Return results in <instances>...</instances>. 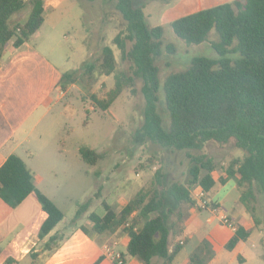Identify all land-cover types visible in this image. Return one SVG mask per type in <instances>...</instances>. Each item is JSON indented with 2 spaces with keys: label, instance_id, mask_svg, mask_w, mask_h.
<instances>
[{
  "label": "trees",
  "instance_id": "obj_1",
  "mask_svg": "<svg viewBox=\"0 0 264 264\" xmlns=\"http://www.w3.org/2000/svg\"><path fill=\"white\" fill-rule=\"evenodd\" d=\"M102 1L113 3L124 22L125 29L113 38V44L121 60L129 63L131 72L117 70L112 48L104 46L98 69L103 75H113L114 87L105 98L92 96V99L99 109L106 111L124 90L135 91L139 80L144 107L142 124L133 134L134 143L150 141L170 151H185L189 178L186 184L173 182L166 187L163 174L156 171L152 186L137 191L123 206L117 208L102 200L104 214L90 212L87 220L91 227L81 229L89 237L97 235L100 241L116 233L126 235L128 243L120 252L124 263L135 258L141 264H156L152 259L157 258L159 264H172L185 245L180 238L186 216L181 209L174 212L167 207L169 196L179 206L190 209L197 205L192 190L209 193L217 182L233 180L240 193L239 202L247 211L252 208L250 200H254L255 189L264 197V0H233L173 20L172 31L186 45L208 41L214 30L217 40L210 46L218 57L194 56L185 69L165 78L163 95L159 94L156 64L162 54L163 28L148 25L144 4L137 5L136 0ZM27 4L30 7L26 18L15 17ZM43 14V0H0V58L8 46L19 47L41 28ZM165 49L168 53L175 51L171 44ZM232 54L238 57L233 59L229 56ZM92 69V62L85 61L77 70L62 73L58 88L62 92ZM161 102L166 120L160 110ZM230 140L243 151V156L231 160L215 179L216 164L201 150L209 141L225 144ZM79 155L92 166L102 157L88 147L80 148ZM30 194L35 195L47 215L38 232L42 239L63 220L64 214L36 189L23 160L16 154L9 155L0 166V200L15 208ZM89 204L88 200L78 206L73 221L88 210ZM251 214L258 226L260 220ZM252 231L237 226L224 248L234 249ZM60 239L57 233L51 235L47 249H52L51 245H57ZM210 250V245L203 241L190 253L189 264H207L213 255H209Z\"/></svg>",
  "mask_w": 264,
  "mask_h": 264
},
{
  "label": "rangeland",
  "instance_id": "obj_2",
  "mask_svg": "<svg viewBox=\"0 0 264 264\" xmlns=\"http://www.w3.org/2000/svg\"><path fill=\"white\" fill-rule=\"evenodd\" d=\"M232 1H135L137 5L144 4L143 10L150 27L163 28L162 54L156 60L160 95H163L162 85L165 78L172 72L185 69L194 56L218 57L210 46L211 42L217 40L214 30L210 32L208 41L198 45H186L172 31L171 22L202 9ZM28 5L15 17L24 20L30 7ZM43 5L44 24L34 39L39 49L63 72L77 70L85 61L93 64L91 72L77 78L74 84L62 91L56 106L34 126L28 140L15 152L31 172L36 189L63 212L64 218L59 223L58 230L64 236L63 241L67 242L75 229L81 226L90 227L87 220L90 212L104 214L102 200L117 208L121 207L137 191L152 186L156 171L163 174L166 187L173 182L186 184L189 178L188 157L185 151H170L150 141L140 145L134 143L133 134L142 124L144 107L139 80H136L135 91L124 90L106 111L99 109L92 99V96L105 98L106 93L114 87L113 75H103L98 69L101 49L104 46L112 48L117 70L131 72L129 63L121 60L120 53L113 44V38L125 29L113 3L102 0H59L55 4V1L43 0ZM168 44L174 46L173 53L166 51ZM229 56L233 59L238 57L237 54ZM160 110L166 120L162 102ZM82 147L92 148L102 154V157L95 165H88L80 158L79 149ZM201 152L216 164L213 172L215 178L220 177L231 160L243 156V151L235 148L232 140L225 144L209 141ZM220 186L218 182L212 193H216ZM233 189L236 198L240 193L235 185ZM197 191L191 192L197 207L188 209L185 205L179 206L170 196L166 205L174 212L179 209L184 211L187 220L198 215L204 218L202 233L209 232L212 228L226 231V226L218 218L213 217L210 222L208 219L211 215L197 210ZM204 198L210 200L209 196ZM88 200V210L73 221L78 206ZM225 206L229 208L232 203ZM240 206L244 209L243 217L253 231L237 250H220L214 264H264V197L255 189L254 200H250L251 210L247 211L241 203ZM252 212L260 220L258 226L252 218ZM195 239L183 247L172 264H179L183 257L197 249L199 243ZM239 252L242 260L237 259ZM211 253L214 254L212 248L209 255ZM153 262L159 264L161 261L155 259Z\"/></svg>",
  "mask_w": 264,
  "mask_h": 264
},
{
  "label": "crops",
  "instance_id": "obj_3",
  "mask_svg": "<svg viewBox=\"0 0 264 264\" xmlns=\"http://www.w3.org/2000/svg\"><path fill=\"white\" fill-rule=\"evenodd\" d=\"M52 1L55 4L59 2ZM38 32L39 30L17 48L8 46L0 58V166L28 140L34 126L56 106L62 93L58 83L64 72L34 42ZM217 184L218 182L209 193L205 192V196L210 197V200L207 199L209 205L214 204L221 213L230 216L235 227L240 225L245 229H252L243 217L244 209L240 206L239 195L234 197V181H226L216 193H212ZM229 203L232 206L227 208L225 205ZM199 212L211 215L208 219L210 222L216 217L209 210L201 209ZM46 216L34 194L27 196L15 208H9L0 200V264H113L104 255L103 246L110 244L114 251L123 252L128 243V237L121 233L109 236L105 243L97 235L90 238L80 229L82 226L75 229L65 242L63 234L58 230L60 222L47 236L40 239L39 228ZM203 221L204 218L200 215L186 219L180 242L185 241L186 246L195 237L199 239H195L199 245L206 241L215 254L207 264H214L218 260V253L225 249V243L235 230L226 226V231L212 228L209 232L202 233ZM56 233L61 239L57 245H51L52 249H47L48 238ZM243 242L245 241L238 242L232 250H237ZM189 255L183 257L179 264H189ZM155 259L157 258H153L152 262ZM237 259L242 260L240 252ZM127 264L141 263L135 258H128Z\"/></svg>",
  "mask_w": 264,
  "mask_h": 264
},
{
  "label": "built area",
  "instance_id": "obj_4",
  "mask_svg": "<svg viewBox=\"0 0 264 264\" xmlns=\"http://www.w3.org/2000/svg\"><path fill=\"white\" fill-rule=\"evenodd\" d=\"M204 196H205V192H203L202 190L197 191L198 206L201 209L209 210L211 214L213 216H216L222 224H224L225 226L229 227L232 230H235L236 227L234 226L230 218L227 215L221 213L217 206L209 205V202L205 200ZM103 253L113 264H127L124 263L121 253L114 251L110 244H105L103 246Z\"/></svg>",
  "mask_w": 264,
  "mask_h": 264
}]
</instances>
